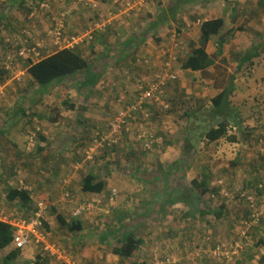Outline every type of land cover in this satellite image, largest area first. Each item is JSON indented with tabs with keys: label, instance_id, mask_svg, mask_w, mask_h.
<instances>
[{
	"label": "crops",
	"instance_id": "0c3cea01",
	"mask_svg": "<svg viewBox=\"0 0 264 264\" xmlns=\"http://www.w3.org/2000/svg\"><path fill=\"white\" fill-rule=\"evenodd\" d=\"M113 1L112 4L114 3ZM177 1H179V3L181 4L184 2H188L189 0H176L175 7L179 6V3ZM204 1L208 2L207 0H203L201 2L204 3ZM229 1L230 0H226V4L225 2L223 3L224 7H220L217 12H211L209 10V6H207L208 8L202 9L198 12H196L197 9L196 11L193 10V12L196 13V16H190V18L187 17L189 15H192L190 10L183 11L182 14H180L181 16H186V18H182L183 22L181 26H178L175 29V31H177L179 35V38L177 37V39H179L180 42L189 44L190 48L185 51L183 49V46L178 49H174L173 47L167 49L166 53L169 54L166 57L170 58L171 56H173V58L175 59L174 62L172 61V69L178 76V80L175 84V90H171L172 88L170 90H166V94H171L169 97L174 99L173 106L174 108H177L179 110L178 113L180 115H184L186 119H190V121H192L193 123H197L199 125H208L210 123L209 120H212V117H215V115L210 113L211 101L215 99L217 95L227 87L232 90L229 97V111L231 116L230 122L237 120H240L242 122V128L240 129L239 136L237 137V143H228L225 140L221 139L214 143L207 144L205 139L202 137L203 135L201 134L200 136V129L194 126L191 136L188 137L189 139L185 140V147L188 148L185 152V157L191 159L190 167L185 173L184 170L186 168L183 169L181 167H178L177 170L180 172L179 176L181 175L182 178H185L187 183L191 182L192 180H202V178L204 177L202 174L205 171L206 175L208 177L210 176L211 178L212 182L210 183V185L212 187H219L218 185H216L215 180L222 179L227 184L226 188L229 190L236 189L244 191L246 193H251L254 191L256 184H264L263 155L261 152L259 153L255 150L247 149L246 152L244 151V148H242L243 144H247L249 147L252 146L243 139V131L249 126L255 127L256 124H259V122L257 123V121L254 122L253 120L254 115L256 117V115H258L257 112H260V109L263 107L261 106V104L263 103V99L261 97V94H256V90L253 86V84L255 83V77H252L253 71L251 70L255 65V59H257L258 57L251 58V62H253L252 65H250L251 63L249 62H244V57L259 53V49L261 48H259L257 51L251 52L255 46H251L252 43L250 40H248V44L243 42L244 37L242 36V33L244 34L245 30L251 31L252 36L256 38L260 36L263 30L260 27H254L253 22H247V24H245L241 16L243 14L253 15L254 9H259L257 13H262V10H260L261 7L257 6V0H238L237 2L241 5V7L236 4L231 5ZM90 3H93V1H90ZM195 5V8H197L198 4ZM122 8L123 6L118 4L117 6L112 7L109 11L111 12V14H117L121 12ZM204 11L206 12L205 17H199V15H203L205 13ZM160 12H162V10H158L156 14ZM3 14L7 16V12H3ZM105 15L109 16V14L107 13ZM114 17H118V15ZM131 18H135V16L133 15L128 17V19ZM214 19H222L224 22V27L223 30H221V32L217 36L212 37L205 46L204 52L206 54V58L204 61L208 64V66L205 69L203 68L197 70L182 69L181 66L186 61L188 56L193 55L194 51L199 46L198 42L200 38V24L202 23V21ZM127 21L126 23L123 21H119L114 24V26H121L122 24H124V26L127 27L124 31V40L122 41V47H124L123 49H126V52L130 51V45L132 43L152 42V51L149 52V58L147 59L157 60L159 56V53H157V49L160 46V42H171L173 40L171 39V37H173L174 34H169V38L165 36L167 38L165 40L160 39V37H164V31H162L163 26L161 25V23H158V21L160 20H156L150 26L148 24V32H150L151 30L154 32L151 33V35H149L148 32H146V34L144 35H140L141 33H136L134 28H129V22ZM172 21L174 22L173 19ZM187 22L196 23H194L193 26L189 29V24ZM254 28H257V30L255 31ZM248 37L250 38L249 35ZM143 39H146V41H144ZM221 39H223L225 42L222 45L221 49L218 50V45ZM100 40H102L103 42H100ZM105 41L106 38L104 37V35H98V33L90 41L96 42L95 46L97 45L101 49L100 56L108 55L107 45L110 42ZM11 43L12 45L18 44V42ZM260 44L264 45V42H261ZM78 49H81V46L78 47ZM125 57H128V55L126 54ZM110 60L111 58L107 60L103 59L102 61L106 63V61ZM129 63V60L125 62L127 73L134 74V70H136V68L134 64L129 65ZM247 64L250 68L248 70L249 72H245L243 70V66ZM105 67L106 65H104L103 68ZM149 68V66L145 67L144 70H148ZM91 70L101 75V79L104 76V72H101L99 69L92 68ZM144 70L143 68H140V70H138V73H143ZM149 71L151 72L153 70L149 69ZM27 76L28 79L32 81L31 77L29 75ZM65 88L64 89L65 91L67 90V92L70 90L67 89V87ZM37 89L35 91H33V89H30L25 93L24 91L18 92V90L16 89L17 93H15L14 95L16 96L17 101L4 104L6 105V108H4V110L2 106H0V115L4 114L5 112L7 114L10 111L8 113V117H4L2 115L4 117V122L1 125L2 127L0 128V194H4V197L0 196V199L4 201L5 205L11 206L10 201H8L6 198V194L9 191L15 190L23 192L24 187L31 188V192H28V197L31 199L30 204L28 203V205L23 206L20 200L14 201V209H17V213L14 212V214L11 213L10 215L9 213L6 214L8 211L5 212L1 210L2 213L6 216L4 217V215H1L0 221L19 222L27 220L26 217L30 218L33 216V213L37 207V202L43 201L45 202L46 206L43 213V229L42 227L39 228L37 230V233L44 236L45 243L38 246L31 244L22 250H18L15 248L14 243L11 241L10 245L0 250V264H103L104 252L102 250V247H107L105 244L108 245V243H110L111 241L115 242V240L117 239L114 237L115 232H113L112 230V235L107 236L105 235L107 233V230L103 229L100 232H96L94 234L88 231L86 228V221L89 218V216H87L88 218H86L87 214L82 215L78 218H71V212L73 211V209L70 210L71 212L69 214L67 212L62 213L55 210L56 205L62 206L64 204H70L71 200H68L70 197L65 192L67 191L71 194V186L75 188V192H81L80 184L86 174H84L83 172L77 173V168H79L80 170L85 169L78 162L72 164L70 166L71 168H69V171L65 172V163H68L69 159H71L72 156L75 157L74 154L77 149L76 144L69 147L66 144L64 145L62 143L67 139L69 135H76V131L71 130L69 135L61 134V140L58 143L59 145H56L55 143V141L57 140L54 138L56 136V133L53 132L55 130L70 126V122L72 123L73 128L77 129V131L79 130L80 132H83L84 130L87 132L88 129H91V127L94 125H96V128L103 126V122L98 121V118L92 120L89 117H97L96 115H98V117H101L104 120L106 119L105 115L108 114H102L100 113V110H97L95 108L93 109L90 104H87L86 98L84 99V102L79 104V109H74L73 111L68 110L70 111V114L67 118H65L64 114H61L64 109H59L55 104H53L56 101L54 99L48 100L50 106L43 103H37L36 101L29 102L28 99L26 101L27 107H20V105H22L23 103H20L21 98L18 97L19 94L22 95V93H24V97L28 98L30 95H33L37 91ZM94 89L97 90L95 93H99L98 91H101V89L98 90L97 87H95ZM112 89L113 87H110V93H112ZM89 90L91 93L92 89L80 90V92L84 94L82 98H84L85 94H87ZM54 91L55 92L51 93L53 96L62 97L63 93L60 92V89ZM262 92L264 91H261L259 93ZM115 100L116 95L114 96V101ZM129 102L130 100H126V104H128ZM41 104H43V111L42 109H40ZM100 108L103 109V112L107 111V109L104 107ZM148 110L151 113V117L146 121V123L151 127L152 123L150 124L149 120L151 121V119L155 118V112L156 116L159 115V111L152 106H148ZM23 111L25 112V115L22 114ZM90 111H93L95 115H91ZM41 112L43 114H40ZM30 115H33L34 117H31ZM38 115L41 116L42 119L38 118ZM20 117L22 119L13 121V119ZM187 123L188 122H185L184 124ZM182 124L183 121L180 122L181 126ZM209 125H211V123ZM4 126L6 128L8 126H12V128L11 130H7L3 128ZM37 130V133H40L41 137H43L44 139H42L40 143L35 141L36 145L34 150L31 152H27L26 145L29 142L30 136H32L33 133ZM165 130L172 131L170 127L165 128ZM233 130H235V128H233ZM128 141L130 140L127 139L126 143L130 144ZM178 143V145H183L181 141ZM188 143H190L191 147H188ZM60 144H62V146H60ZM173 146H175V143H173ZM167 148H170V145H168ZM227 149L228 152L226 151ZM24 151L26 153H24ZM77 154L78 153H76V155ZM181 154L182 152L180 153V155ZM178 155L179 153L175 155L176 159ZM232 156H235V158H232ZM55 169L57 171V174L55 173ZM39 174H43L42 179H39L37 177ZM110 176L111 179L115 180L114 174L112 172ZM236 176L238 177L236 178ZM103 180L106 182L105 192L103 191L99 195L91 193H80L81 195L78 200L80 201L79 203L84 200L88 201L90 198L92 201L97 200L98 203H100L99 200H102L103 198L104 200H109V202L111 203H113L115 199V202L113 204V208H115L114 210H122V212L126 211L128 217L130 215V217L132 218H135L138 214H144V217L146 219L145 225L146 227H148L147 229L146 227H144V229L142 228L143 232H141L144 245L140 247L135 257L122 261L117 256L113 255L111 251L112 249L108 250L109 254L113 256L117 261L116 264H146V259H143L142 254L149 255L150 257L159 256L161 262L157 264H169L170 258L174 263H176V261H179V264H184V260H186L188 256L192 254V250L194 249V247L197 246L194 250L196 259L199 258L202 253L204 254L209 251H203L202 246H204L205 243L203 245H196L194 242L190 241L194 238L193 232L189 229L182 228V226H178V229H175L174 233H166V227L174 229L177 226L176 224L172 223H179V220L176 221V219L178 218H174V216H171V213L169 212H164L169 213V215H167L166 217L162 215L164 213L161 212L159 208V205H161L162 203L161 194L156 198L154 195H148L147 192L143 196V199H147L146 201L148 203H144L143 206H137L136 203L132 202L133 200L131 198L134 197V194L129 198L130 201L132 200L131 204L127 205V202L126 206L123 208L122 203L128 200L120 201L115 198L116 191H123L121 190V187H118V189L115 191L114 196H110V198H107V195L109 194L108 192L115 190L113 188V185L115 184L111 185V187L107 182L108 179L103 178ZM72 181L74 182V184ZM143 189H145L144 186L141 187V190ZM148 189L150 190V186ZM136 191L139 190L137 189V186H134L130 191H128V194L126 195H129L130 193ZM126 195L125 197L127 198ZM262 197L263 195H261L259 199H261ZM50 201L52 202V204L50 203ZM232 201L233 199H230V201L225 202L228 211H233V209H235L234 206H243L240 202L239 204H233L232 206L229 204L230 202L232 203ZM258 201V207L261 208L264 213V205L261 200ZM75 203L76 202H74V205ZM144 207H146V209ZM181 207L183 208L182 204H176L174 206V208L178 209H181ZM213 207H215L214 204ZM50 208L53 209V211H48ZM100 208L95 207V211L103 213L102 209ZM59 217L64 222H66V224L70 223L71 221H79L78 223L82 225V230L78 233L71 232L67 229L66 224L65 226H63L62 223H60L58 219ZM210 217L212 218V216ZM95 219V216H92L91 218H89V222L92 223L94 227H97V222ZM168 221H170L171 223H168ZM56 223H58V226H56ZM138 224L136 221L134 227H136ZM114 228L116 227L112 226V229ZM205 228L207 229L208 227L205 226ZM195 229L196 233H199L197 232L199 230L202 231V228L200 226H196ZM163 232L166 233L168 238L165 237ZM13 235L14 234H12V238ZM208 235H210V232L206 234V240L208 239ZM104 236H106L107 238L104 239V241H101L103 240ZM250 237V241L248 240L247 242L244 241V243H241V248L237 252V255L231 257V259L229 261H226L224 264H264V243H262V241H264V215L260 220L258 227L253 229ZM169 238L171 240H169ZM215 238L216 237L213 235L212 239ZM90 240H93L95 244L88 248V246L91 245ZM45 244H54L55 246L58 245V248L53 249L52 254L45 253L42 249ZM94 245L96 247H93ZM158 249L160 250V254L162 256L159 254H155L156 250ZM128 260H130L131 262L127 263ZM149 262L150 264L152 263L151 261ZM187 263L188 261L186 262V264ZM215 264L218 263L216 262Z\"/></svg>",
	"mask_w": 264,
	"mask_h": 264
},
{
	"label": "rangeland",
	"instance_id": "374dc122",
	"mask_svg": "<svg viewBox=\"0 0 264 264\" xmlns=\"http://www.w3.org/2000/svg\"><path fill=\"white\" fill-rule=\"evenodd\" d=\"M18 1L19 0H17V2ZM90 1H93V3H90ZM112 1L113 0H107V1L84 0V5H81L80 3H77V0H50L48 4V9H43L40 6L37 7L36 2L34 0H31V1L29 0L26 4L28 7L33 8L32 9L33 13L30 14L31 16H28V18L26 19L27 21H25V23L23 24L22 19H24V16L28 15L27 11L25 10L27 7L19 8L17 6L18 4H16L15 7H13L12 9H9L11 8L10 7L11 0H0V13L7 12V15H8V18H5L0 22V39H3L5 43L6 42L14 43L18 41L25 42L27 41V39H29L28 40L29 43L32 41H36V42H39L40 44H44L45 42L43 41H47L48 38H50L48 32L54 26V19H56V16L63 13L64 11L68 12L67 13L68 15L66 17L68 35H76L80 32H85L88 29V26H90V24L92 25V24L98 23V24L108 25L110 22L116 19L114 18V16L116 15H118L117 22L123 21L126 23V21L128 20L127 22H129V28H134L136 33H141L140 35L146 34V32H148V24L150 26L156 20H160L161 25L163 26L162 31H164V37H160L161 40L167 39L165 36L168 37L169 34L170 35L174 34L173 37H171V39H173L171 42H160V46L157 49V53H159L157 60L147 59L149 58V54H150L149 52L152 51L151 47H153V43L152 42L132 43L130 45V51L126 52V49H123L124 47H122V41L124 40V35H125L124 31L126 30L127 27L124 26V24H122L121 26H114V24L117 23L114 21L115 23L113 24L112 27H110V31L108 32L109 30L108 29L106 30L105 33L102 34L106 38L105 42H110L107 45L108 55L100 56L101 49L97 45L95 46V43L90 46L85 45L86 47L84 46L82 49L79 50V53L83 55L86 58V60L89 62L91 69H92V65H95L97 69H99L101 72L102 71L104 72V76L97 83V84H100L98 87V90L101 89V91H98L99 94L95 93L97 91L96 89L94 90L92 89L91 93L89 90L88 93L85 94L84 98H82L84 94L81 93L78 88H76L75 86L76 78L75 77L70 78L71 81L65 84L70 87L69 88L70 90L68 92L67 90L65 91L66 89L65 87L67 86L62 84V85H57V86H52V87L47 86L44 89L40 88L41 90L47 89L46 92L48 91L47 94L43 96L46 92L43 95H41L40 90H39L38 94L43 96L42 98H40L39 95H36L34 93L38 103H43V104H47L48 106H50V104L48 103V100L54 99L56 101L53 104H55L59 109L63 107L61 103L65 99H68L69 102H71L77 107V108L75 107L74 109H79V104L84 102V99L86 98L87 104L88 105L90 104L93 109L95 108L97 110H100V113L102 114L103 113L108 114V115H105L106 119L104 120L101 117H98V115H96L97 117H89L92 120L95 118H98V121L103 122V126H101L103 127L102 131H104L106 127L110 123H113V121L116 119L117 110L118 108H120L122 102H124V101L120 102L121 98L124 97V100L126 99L129 101V98L135 89L137 79L139 78L146 79L149 77L154 78L155 75H159L160 70L163 69V67L165 66L167 62H169V60L174 59L173 56H171L170 58L166 57L169 54V53H166L167 49H170V47H173L174 49H178L183 46V49L185 51L190 48L189 44L185 42H180L179 39H177V37L179 38V35L177 31H175V29L176 27L181 26L183 22L182 18H186V16H181L180 14H182L183 11L190 10L192 15L187 16L190 18V16H196V13H194L193 10L196 11L197 9L196 12H198L202 9L208 8L207 6H209V10L211 12H214V11L217 12L220 7L221 8L224 7L223 5L224 2L226 4V0H207L208 2L204 1V3L201 2L203 0H189L188 2H184L181 4L179 3V6L175 7L176 0H149L147 3L143 4L141 7L134 5V7L131 9H129L126 6V4L123 3L124 7L121 9L120 13L111 14L109 10H111L112 7L118 5V4H112ZM182 1H186V0H182ZM237 1L238 0H230L229 2L231 3V5L236 4V5H239V7H241V5ZM257 1H258L257 6L261 7L260 10H262V13H257L259 9H254L253 15L243 14L241 16L245 24H247V22H253L254 27H257V28L260 27L263 30L260 36L256 38L252 36L251 31L245 30L244 34L242 33V36L244 37L243 42L248 44V40H250L252 43L251 46H255L254 49L256 48L259 49V48L264 47V45L260 44L261 42H264V0H260V4H259V0ZM37 4L41 5L42 3L39 2ZM195 4H198L197 8H195L196 6ZM94 5H96V7H93ZM158 10H162V12L156 14ZM106 13L109 14V16H106L105 15ZM205 14L206 12L203 15H199V17H205ZM133 15L135 16V18L128 19L129 16H133ZM172 19L174 20V22L172 21ZM6 21L7 23L8 21L11 22L10 24L13 25L14 30L10 29L9 30L10 33H8L7 29L4 28ZM187 23L189 24V29H190L193 26V24L196 22H187ZM257 28H254V30L256 31ZM148 33L149 35H151V33H154V32L151 30ZM248 35L250 36V38L248 37ZM143 40L146 41V39H143ZM259 50L261 54L258 56L257 59H255L254 61L255 65L251 70L253 71L252 77H255L254 78L255 83L253 84L254 89L256 90V94H261V97L263 99L262 102L264 103V95H262L264 94V92L259 93L261 91H264V49H259ZM10 51H11L10 54H13L14 52L13 48L12 50L5 52L4 50L1 51V47H0V62L5 61V57ZM126 54L128 55V57H125ZM109 58H111V60L106 61V63L102 61L103 59L107 60ZM127 60H129L130 62L129 65L134 64L136 68V70H134V74L127 73V70L125 68V62H127ZM173 62L170 61L169 63L171 67L173 65ZM104 65H106L105 68H103ZM2 66H3V63H0V67ZM148 66L150 67L149 69L153 71L150 72L148 69V70H145L143 73H138V70H140V68L142 67L145 68ZM248 66H249L248 64L243 66V70L245 72H249L248 70L250 68ZM2 71L5 72L6 70H0V74L2 73ZM37 87L38 86L34 85V83H32L30 79H28V76L26 73L25 75L20 76L19 79L18 77H16V79L14 77H11L9 80L0 83V104H1L0 106H2L4 110V108H6L5 107L6 105L4 104L17 101V98L14 95L15 93H17L16 89L18 90V92L24 91L25 93L27 90H30V89H33V91H35ZM110 87H113L112 93H110L109 91ZM57 89H60L61 90L60 92L63 93L62 97H55L51 94L55 92L54 90H57ZM173 89L175 90V88H172L171 90ZM24 93H22V95L18 93L19 94L18 97L21 98L20 103L21 102L23 103L22 105H20V107L26 108L27 107L26 101L29 99V97L25 98ZM115 95H116V100L114 101ZM170 95L171 94H169V96ZM169 102L173 104L174 99L170 98ZM263 103L262 104L260 103L261 106H264ZM43 104H41V108H40L42 109V111H43ZM100 107L106 108L107 111L103 112V109H101ZM69 112L70 111L64 109L61 112V114H64L65 118H67L68 115L70 114ZM8 113L6 114L5 112L4 114L0 115V128L2 127L1 125L4 122V117L5 116L8 117ZM40 114H43V113L41 112ZM90 114L95 115L93 111H90ZM30 116L32 117L33 115H30ZM39 118L42 119V117H39ZM20 119L22 118L21 117L15 118L13 119V121H18ZM262 120L263 118L260 115H256V117L254 115L253 121L254 122L257 121V123L259 122V124H256L255 127L249 126L246 129L245 131L246 135L243 137V139L246 140L252 147H249L247 144L245 145L243 144L242 148H244L245 152L247 151V149H249V150L258 151L260 153L261 150L264 149V145L260 143V140L264 138V128L261 127ZM181 121H183L182 126L180 125ZM149 122L150 124L152 123L151 125L153 129L152 132L154 134L158 133L159 138L162 137L163 141L159 147H155L154 150L151 152H144L142 148L134 141V136L132 134L127 139L130 140L128 141L130 144L134 145V148H135L134 150L132 149L129 152L126 151L127 152L126 153L124 150L126 142H123L121 146H118L117 148H115V150H113L112 152H109L108 158L106 157L104 160L103 159L96 160V162H94L91 167V172L98 174L100 177H103L104 179H108L107 182L110 184V186L115 184L113 185V188L115 189V191L118 189L119 186L121 187V190L123 191H120V192L116 191L115 198H117V200H120V201L128 200L122 203L123 208L126 206L127 202H128L127 205H130L132 200H133L132 202L137 204L134 197L131 198L132 199L131 201L129 199L134 194H135L134 196H136V199H137L141 197L143 190H149L148 188L150 185H148V182L151 184L153 177L156 175L155 170L157 169L158 165H162V166H166V164L171 165V163H173L176 160L177 162H179V164L186 166V171H187L190 167L191 159L185 157V151H184L186 150L185 140L189 139L188 137L191 136L192 129L194 126L200 129L199 133L201 136V134H203L204 131H207L210 128L209 124L212 123L210 122L208 125H203V124L199 125L197 123H193L192 121H190V119H186L184 115H179L178 112H174V111L167 112V113L163 111H159V115L157 116L155 112V118L151 119V121ZM185 122H188V123L184 124ZM213 124L215 125V123ZM148 127L150 126L148 125ZM168 127H170L172 131L170 130L166 131L165 128H168ZM3 128L7 130H11L12 126H8L7 128L4 126ZM71 130L76 131V135H73V134L69 135ZM94 131L95 129H89V131L87 132V135L84 137L86 141H83L84 139L79 137L81 136V134H84V133L80 132L79 130L77 131V129L73 128V125L71 122H70V126L63 128V129L55 130L53 132V133H56V136L54 137L55 139H57L55 141L56 145H59L58 143L61 140V134L69 135L62 144L64 145L66 144L69 147H71V145L76 144L77 150L75 151V154H74L75 157L72 156L71 159H69L68 163H65V168H66L65 172L69 171V168H71L70 166L74 164L75 162H78L83 167L86 165L84 163L85 159L82 156V153L84 152L83 147L88 143V140L91 139V136L94 134ZM228 135L229 136L236 135L238 137L239 132L237 130H233L229 128ZM34 138L36 137L34 136ZM180 141L183 144L182 146L178 145L179 144L178 142ZM37 142L38 143L41 142L40 137L37 138ZM167 142L175 143V146L171 145L170 148L165 147V149H163L164 144ZM62 144H60V146H62ZM226 151L228 152V149ZM181 152L182 154L180 155ZM76 153L78 154L76 155ZM178 153L179 155L176 159L175 155ZM261 153H264V151ZM95 154L100 155L98 157H102L101 155H103L100 153L99 149L95 151ZM232 158H235V156H232ZM84 168L86 169L89 167H84ZM172 169L174 171L175 169H178V167L172 166ZM76 170L78 171L77 173L79 172H83L84 174L86 173L85 170H80L79 168H77ZM111 172L114 174L115 180L111 179V176H110ZM175 172H176L175 178H177L180 172L178 170H175ZM202 175L206 176L205 171L203 172ZM37 177L39 179H42L43 174H39ZM237 177L238 176H236V178ZM181 180L186 181L185 178H182ZM134 186H137V189L139 191L126 195L128 194V191H130L132 187ZM142 186H144L145 189L141 190ZM154 186H156L157 188L156 189L157 192L154 193V196L157 198V196L160 195L161 187L159 183H156ZM3 195L4 194H0V196H3ZM125 195L127 196V198L125 197ZM69 197H71L70 204L68 205L64 204L62 206L56 205L55 210L60 211L62 213L67 212L69 214L71 212L70 210H72L74 207V202H76L75 201L76 195L74 194V191H73V194H70ZM52 199H53V194H52ZM68 200H70V198ZM88 201L90 203L92 201L91 198ZM114 202H115V199L113 203L105 199L103 201V206L100 208L102 209L103 213L99 211H95V209H92V211L89 212L90 214L88 213L86 215V218H88L87 216H89V218H91L92 216H95L96 218L95 220L97 222V227H94V225L89 222V218H88L86 221V228L88 231L95 234L96 232H100L103 229H106L107 231L113 230L112 229L113 223L111 222L108 216H111V209L114 207L113 205ZM213 202H214L215 208H218L222 204L223 200L220 197L215 196L213 198ZM50 203L52 204L51 201ZM229 204L233 206L231 202ZM1 210L5 212L8 211L6 214L9 213L10 215L11 213L14 214V212L17 213V209H14L12 205L11 206L5 205L4 201L0 199V216L4 215L5 217L6 215L3 214ZM48 211H53V209L50 208ZM175 217L179 219L180 214H177V216ZM215 221L216 220H214V222ZM168 223H171V222L168 221ZM172 224H176L177 227H175L174 229L169 228L171 229L170 231L168 230V227H166V231H167L166 233H169V232L174 233L175 229H178V226H182V228H185L187 226L186 223H176L175 222ZM56 226H58V223H56ZM200 227L202 228V231L201 230L197 231L199 233H196L194 231L193 233L194 238L190 240L194 242L196 245L198 244L203 245L205 243L204 239H206L205 236L209 232V229H206L204 224H201ZM218 228L222 231L223 234L226 235L227 233L226 228H224L223 226H218ZM215 231L217 232L219 230H215ZM166 233H164V235L166 238H168ZM117 236L118 238H121V234L118 233L117 235V233L115 232L114 237L117 238ZM169 240L171 239L169 238ZM90 242H91V245L88 246V248L91 247L93 244H95L93 240H90ZM105 245L107 247H102V250L104 252L103 253L104 255L103 264H116L117 261L114 259L113 256L109 254V251H108L112 249L114 242L111 241L110 243H108L109 246L107 244ZM172 245H173V242H172ZM93 247H96V246L94 245ZM155 254L161 255L160 250L159 249L156 250ZM191 255L193 256V258ZM191 255H189L188 258L184 260V264H186L187 261H188L187 264H197V263L199 264V262H196L194 260L196 259L194 250H192ZM142 257L144 260L146 259V264H150L149 261L155 264L161 262L159 256L150 257L149 255L142 254ZM129 262L131 261L128 260L127 263ZM173 263L174 262L170 258L169 264H173ZM174 264H179V261H176V263Z\"/></svg>",
	"mask_w": 264,
	"mask_h": 264
},
{
	"label": "trees",
	"instance_id": "16d2710c",
	"mask_svg": "<svg viewBox=\"0 0 264 264\" xmlns=\"http://www.w3.org/2000/svg\"><path fill=\"white\" fill-rule=\"evenodd\" d=\"M29 0H11V8L17 6L19 8L22 7H27L25 10L27 11L28 15L24 16V19H22V23L24 24L28 16L32 13L31 7L27 6V2ZM31 1V0H30ZM36 2L37 7H41V5L37 4L41 2L42 4H49L50 0H34ZM179 3V1H177ZM48 9V8H47ZM8 18V15L6 16L3 14V12L0 13V22ZM11 22L7 21L5 22L4 28L7 29L8 33L9 30H14L13 25L10 24ZM158 23H161V21H158ZM224 27V22L222 19H214V20H207V21H202L200 24V38H199V46L198 48L194 51L193 55L188 56L186 61L183 63L181 66L182 69H190V70H197V69H205L208 64L204 61L206 58V54L204 52L205 46L207 42L214 36H217L221 30H223ZM106 29L108 32L110 31V25L106 26ZM13 32V31H11ZM96 33L98 35L103 34L105 32L97 30ZM18 42H23V41H18ZM100 42H103L100 40ZM224 40L221 39L218 45V50L221 49L222 45L224 44ZM129 43V42H128ZM12 43H5L3 39H0V47L1 51L4 50L5 52L12 50L11 47ZM18 45V44H17ZM263 49V47L261 48ZM16 50L14 51V55L16 53ZM258 48L252 49L251 52L257 51ZM260 51V50H259ZM11 51L7 54L5 59L9 57ZM219 53V51H218ZM260 54H251L248 57L244 58V62H249L251 63L250 65L253 64L251 62V58L258 57ZM15 59H11V63H14ZM17 62V61H16ZM22 69H25L27 74L32 78V81L34 85L38 86L37 91L35 92L36 95H39V90L40 94L43 95L47 89L41 90L40 88L44 89L47 86L52 87V86H57V85H62L65 84L68 79L75 77V86L79 90L81 89H94L97 86V83L101 79V75L95 73L93 70H91V66L89 65L88 61L83 58V56L79 53L78 49L75 50H60L57 52H54L53 54L44 57L43 59L39 60L38 62L32 63L30 61H27L26 63L22 64L21 66ZM0 83L7 81L11 78V74L8 72H3L0 74ZM168 87H171V84L167 85ZM175 86V84L173 85ZM48 92V91H47ZM47 92L43 95L45 96ZM232 90L227 87L224 89L221 93L217 95L215 99L211 101V108H210V113L215 115V117H212V120H209L212 123H215V126L212 125L210 128L203 134V138L205 139L207 144L214 143L218 140L225 139L228 142H237V136L236 135H231L228 136V129H235L240 132V129L242 128V122L240 120L230 122V111H229V97L231 95ZM99 94V93H98ZM40 96L42 98L43 96ZM170 97L166 98V101L169 102ZM37 101L35 95H30L29 96V102H34ZM62 109L66 110H74L75 106L71 102H69L68 99H65L62 101ZM170 104L169 110H174V112H178L179 110L177 108H174L173 104ZM174 108V109H173ZM262 110L264 111V106L263 108L260 109L259 113L260 116H262ZM23 115H25V112H22ZM41 117L38 115V118ZM41 119V118H40ZM261 127L264 128V120L261 122ZM103 127L96 128V125L92 126L91 129H96V131L101 135L102 134V129ZM3 131V130H2ZM5 131V130H4ZM89 131V129H88ZM87 131V132H88ZM246 129L243 131L244 135ZM87 132L83 130V133L81 135V138H83V141H86L84 138L87 135ZM124 130H122V133ZM6 133V132H4ZM40 137V139H44L41 137L40 133H37ZM127 137L129 136H124L123 140H127ZM96 139L91 136V139L88 140V143L83 147L84 152L82 153L83 158L85 159V166L84 167H89L84 169L86 171V176L82 179L81 184H80V193H91V194H101L103 191L105 192L106 188V182L103 180V177H100L96 173L91 172V167L94 162L98 159H105L106 157H109V152H112L117 148L118 146H110L105 145L103 148H100L99 151L102 157H98L100 155H91V159H87V153H89L90 150L93 151V149L97 150L94 146V140ZM188 147H191L190 143H188ZM168 145H173L172 142H167L164 144V148L167 147ZM112 146V147H111ZM124 147V145H123ZM186 148V147H185ZM134 150V145L133 144H128L125 143L124 150L126 151H131ZM188 148H186L187 150ZM186 150H184L186 152ZM24 153H26L24 151ZM127 153V152H126ZM264 156V154L262 153ZM263 163H264V157H263ZM83 165V164H82ZM88 165V166H87ZM172 166L175 167H181L183 169L186 168V166L179 164L176 160L171 163V165L162 166L158 165L156 171V175L153 177L151 184H150V190H144L141 194L140 198L136 199V196H134V199L137 202V206H143L144 203H148L146 200L143 199V196L148 192V195H154L156 193V186H154L156 183L161 184V190L160 194L162 203L159 205V208L161 212H169L171 213V216H177V214H180L179 223H186L187 226L185 227L186 229L191 230L193 233L196 231L195 227L200 226L201 224H204L207 229H209L210 235H208V239H204L205 245L202 246L203 251L204 250H209L206 253H202L199 258L195 259L196 262H199V264H215L216 262L218 264H224L227 260L222 256L221 254L218 256H213L212 252L219 247V249L222 250L220 247L222 243L226 244L228 246L229 244L232 245L235 242H247L249 240L250 234L253 232V229L258 227L259 224L253 225L249 229L246 230L245 236L241 237L240 236V227L242 226V222H247V223H252V216L254 215L255 210L250 209V203L249 200L245 202L244 199H240L238 197L239 193H243L246 196L248 195V198H251L254 200L255 204H259L258 200H261L262 203L264 204V191H260L257 188L256 184L254 191L251 193H246L244 191H240L235 194L234 189L229 190L227 189V184L225 183L226 186H220V187H212L210 185L211 178L210 176L208 177L207 175L202 178V180L197 181V180H192L191 182L187 183L184 180H181L182 177L181 175L175 178L176 172L175 169L173 171ZM58 169V168H57ZM186 169L184 170L185 173ZM55 169V173H56ZM174 172V173H173ZM145 173V172H144ZM57 174V173H56ZM58 178V177H57ZM73 182V181H72ZM74 184V182H73ZM263 184V183H262ZM225 188L229 194L233 196V201L232 204H239L243 205L242 207H235L233 211H228L226 208V201H230L229 197L222 196L221 195V189L220 188ZM72 192L75 190L73 186H71ZM70 196L69 192H65ZM80 193L75 192L74 194L76 195L75 198V205L73 208V211L83 205H91L93 206V209L95 207H102L103 206V201L99 200L100 203H98L97 200L91 201H80ZM109 194L107 195V198H110L112 196V191L108 192ZM263 193V194H262ZM263 195L261 199L259 197ZM220 197L223 202L222 204L218 207L215 208L213 207V199L212 197ZM6 198L8 201H10L12 207H14V201L20 200L21 204L23 206L30 204L31 199L28 197L27 192H20V191H9L6 194ZM71 200V197H70ZM14 202V203H13ZM13 203V204H12ZM176 204H182L183 208L181 209L174 208ZM146 209V207H144ZM115 208L111 209V216H108L111 222L113 223V226L116 227L113 229V232H116L117 235L118 233L121 234V238H118L115 240L113 248H112V253L113 255L117 256L120 260L124 261L126 259H130L132 257H135L137 252L139 251L140 247L144 245L143 237H142V228L146 227V219L144 217V214H138L136 215L135 218L128 217V214L126 211L122 212V210H114ZM262 209L259 208V211ZM72 211V212H73ZM92 211V210H91ZM72 212H71V217H72ZM122 212V213H121ZM110 213V212H109ZM108 213V214H109ZM169 213H164L162 214L164 217L169 215ZM106 214V215H108ZM84 215V214H83ZM264 213L262 211V215L260 217V220L262 219ZM212 216V218L210 217ZM60 223H62L63 226H65L66 222H64L60 217L58 218ZM128 219V220H127ZM165 219V218H164ZM216 220V224L214 222ZM137 221V226H135V223ZM79 221H71L70 223L66 224V227L68 230L71 232L78 233L82 230V225L78 223ZM260 223V222H259ZM144 224V225H143ZM218 226H223L224 228L227 229L226 235L222 233V231L218 228ZM148 227H146L147 229ZM13 227L6 222H1L0 221V250L4 249L8 245H10L12 241V234H13ZM170 231V229L168 228ZM219 230V231H215ZM142 231V232H141ZM112 231H107L105 235L109 236L112 235ZM219 234V236H218ZM215 236V239H212V236ZM210 237V238H209ZM107 237L104 236L103 240L106 239ZM264 243V241H262ZM197 247V246H196ZM193 250H195V248ZM229 247H227L228 250ZM221 252V251H220ZM213 258V259H210Z\"/></svg>",
	"mask_w": 264,
	"mask_h": 264
},
{
	"label": "built area",
	"instance_id": "2783aa9c",
	"mask_svg": "<svg viewBox=\"0 0 264 264\" xmlns=\"http://www.w3.org/2000/svg\"><path fill=\"white\" fill-rule=\"evenodd\" d=\"M149 0H114L113 4H119L124 7V4L131 9L134 7V5H137L141 7L143 4L147 3ZM77 3H80L81 5L84 4V0H77ZM83 3V4H82ZM124 3V4H123ZM96 7V5H94ZM41 8L47 9L48 4H41ZM68 12H63L56 16V19H54V26L52 29L48 32L49 33V39L53 46L57 47L58 49H72L74 46L81 42H86L92 39V35L97 30L102 31L105 29L106 24H94L90 26L87 31L83 33L77 34V36H68L66 34V17ZM54 18V17H53ZM115 20L118 19V17ZM109 23V22H108ZM30 53L34 54L36 57H39V53L32 50L30 52L29 50H21L19 55L22 57L28 56ZM11 56L7 58V62L5 64V68L7 69L11 65ZM169 60L163 67V69L160 70L159 75H155L154 78H152L149 82H138L137 89L139 91V98L138 101L127 107L125 110H120L117 112L116 119L113 121V123L109 126V133L101 135L96 132L94 140V144L97 148H103L105 145L110 146H121L123 143L124 136H129L132 133L133 126L138 128L137 134L135 136V141L139 144V146L142 148L145 152H151L154 150L155 147H159L162 143V138L154 134L150 129L146 127V124L140 123L137 124L135 121L138 119V115H142V120L147 121L150 118V113L147 109H145L144 105H150L155 106V108L159 109L160 111H168L170 108L169 102L165 100V91L167 89L168 84H174L177 80V76L172 71V67L170 66ZM147 63V62H146ZM264 115V114H263ZM122 130L124 132L122 133ZM260 143L264 145V138L260 140ZM111 146V147H112ZM264 149L261 150L263 152ZM95 154V150H90L89 153H87V159H91L92 156ZM264 154V153H263ZM219 185L222 186L221 182H219ZM258 190L264 191V184L260 183L257 185ZM23 190L31 192V188L24 187ZM221 195L226 197H232L231 194L227 192L225 188L222 187L221 189ZM115 195V190H112V196ZM238 197L240 199H244L245 202L249 200L250 203V209L255 210L254 215L252 216V223L242 222V226L240 227V236L243 237L246 234V230L252 227L253 225H257L260 222V217L262 215V210L259 211L258 204H255L254 200L251 198H248V195L246 196L243 193H239ZM264 205V204H263ZM45 202L39 201L37 202L36 210L33 213V216L30 218H26L27 220L23 221H9V224L14 228V235H13V243L16 249L22 250L26 247H28L31 244L34 245H42L45 243L44 236L37 233V230L42 227L43 229V213L45 211ZM93 209V206L91 205H83L77 207L72 212L73 218H78L82 216L83 214H88ZM29 219V220H28ZM222 248L219 249L217 247L213 252V256L222 255L224 258L229 261L231 257L237 255V252L240 250L241 246L239 243H233L232 245L226 246V244L222 243ZM227 247H229L228 252ZM43 252L52 254L53 249H57L56 246L45 244L43 247ZM221 251V252H220Z\"/></svg>",
	"mask_w": 264,
	"mask_h": 264
},
{
	"label": "clouds",
	"instance_id": "9594fccd",
	"mask_svg": "<svg viewBox=\"0 0 264 264\" xmlns=\"http://www.w3.org/2000/svg\"><path fill=\"white\" fill-rule=\"evenodd\" d=\"M114 14V13H113ZM115 22H117L118 20H114ZM114 21H112V22H110L108 25H110V27H112L113 26V24L115 23ZM98 24V23H97ZM65 25H66V34H67V23H65ZM92 25H94V24H92ZM91 24H90V26H92ZM108 25H106V26H108ZM90 26H88V28L90 27ZM52 29V28H51ZM106 27H105V29H103L102 31L103 32H106ZM50 31V30H49ZM87 31V30H86ZM80 33H83V32H80ZM79 34V33H78ZM97 33L96 32H94L93 33V35H92V39H93V37L96 35ZM68 35V34H67ZM68 36H77V34L76 35H68ZM91 39V40H92ZM28 40L29 39H27V41H23V42H18V45L17 44H14V45H11V47L13 48V50L15 51V49H17L16 50V53H15V55H14V52H13V54H11V55H9V56H11V58L12 59H15V62L14 63H11V65L6 69L5 68V64H6V62H7V60L5 59V61H3V62H1V63H3V66L2 67H0V70H6L5 72H8L9 74H11V77H14L15 79H16V77H18V79H19V77L20 76H22V75H25V73L27 74V72H26V70L25 69H22L21 68V66H22V64H24V63H26L27 61H30V62H32V63H35V62H38L39 60H41V59H43L44 57H46V56H49V55H51V54H53L54 52H57V51H60V50H65V49H58L57 47H55V46H53L52 45V43L50 42V39L48 38V40L47 41H43V42H45L44 44H40L39 42H36V41H32V42H28ZM91 40H89V41H86V42H81V43H79V44H77L76 46H74L72 49H69V50H75V49H78V47H80L81 46V49L86 45V46H89V45H93L94 43H96V42H90ZM29 50L30 52H32V50L34 49V51H36V52H38L39 53V57H36L34 54H32V53H30L28 56H26V57H22V56H20L19 55V53H20V51L21 50ZM68 50V49H67ZM80 49H78V51H79ZM83 56V55H82ZM83 58L84 59H86L84 56H83ZM136 59V58H135ZM17 61V62H16ZM89 63V62H88ZM19 65V66H18ZM90 65V64H89ZM18 68H20V69H18ZM92 68H95V69H97L96 68V66L95 65H92ZM143 68V70L145 69L144 67H142ZM22 70V71H21ZM145 71V70H144ZM172 71H173V69H172ZM173 73H175L174 71H173ZM176 74V73H175ZM28 75V74H27ZM177 76V75H176ZM153 77H149V78H146V79H142V78H139V79H141V80H139V79H137V82H136V85H135V89H134V91H133V93H132V95L130 96V98H129V100H130V102L128 103V104H126V99L124 100V97H122L121 98V100H120V102H122V101H124V102H122V104H121V106H120V108H118V110H117V112H119L120 110H125L127 107H129V106H131V105H133V104H135L137 101H138V98H139V91H138V89H137V85H138V82H144V83H147V82H149L151 79H152ZM32 79V78H31ZM177 80H178V76H177ZM177 80H176V82H177ZM71 80L70 79H68V81H66L65 82V84H67L68 82H70ZM176 82L174 83V84H176ZM32 83H33V81H32ZM64 84V85H65ZM174 84H171L172 86L171 87H168L167 86V89L166 90H169L170 88H175V86H173ZM98 86H96L97 88L99 87V85L100 84H97ZM65 86H67V85H65ZM68 87V89L70 88L69 86H67ZM167 96L169 97V95H167L166 94V91H165V100H166V98H167ZM75 106V105H74ZM150 106V105H149ZM145 109H147L148 110V105H144L143 106ZM153 107V106H152ZM153 108H155V106L153 107ZM263 108V107H262ZM156 110H158V111H160L159 109H157V108H155ZM149 111V110H148ZM172 111H174V110H168V111H163V112H165V113H167V112H172ZM179 112V111H178ZM150 113V112H149ZM179 114V113H178ZM258 115H259V113H257ZM264 111L262 110V118H263V120H264ZM116 115H117V113H116ZM180 115V114H179ZM150 117H151V113H150ZM150 121V120H149ZM137 124H140V123H144V124H146V127L148 128V129H150L151 131H153V129L151 128V127H148V124L146 123V121H143L142 120V115L141 114H139L138 115V119H136V121H135ZM111 124V123H110ZM110 124L106 127V129L104 130V131H102V133H104V134H107V133H109V126H110ZM212 125H214L213 123H211V125L210 126H212ZM215 126V125H214ZM235 128V127H234ZM137 130H138V128H136L135 126H133V130H132V133L130 134V135H132L133 134V136H134V141H135V136H136V134H137ZM236 130V129H235ZM37 132H38V130L37 131H35L34 133H33V135L32 136H30V139H29V142L27 143V145H26V151L27 152H31V151H33L34 150V148H35V145H36V143H35V141H37V138L39 137L38 135H37ZM96 129H95V131H94V134L92 135V137L93 138H95V134H96ZM206 131H204L203 132V134L205 133ZM202 134V135H203ZM130 135H129V137H130ZM156 135L158 136L159 134L158 133H156ZM228 135V134H227ZM34 136L36 137V138H34ZM229 136V135H228ZM231 136V135H230ZM162 138V137H161ZM224 140V139H223ZM41 141H42V139H41ZM163 141V140H162ZM226 141V140H225ZM237 141H238V139H237ZM123 142H126L125 140H123ZM136 143H137V141H135ZM226 142H228V141H226ZM228 143H233V142H228ZM235 143H237V142H235ZM138 144V143H137ZM139 145V144H138ZM97 150L98 149H100V148H97L96 146H94ZM93 150H95V149H93ZM96 151V150H95ZM145 152V151H144ZM264 157V156H263ZM219 182H221V184H222V186H226L225 185V182H224V180H222V179H216L215 180V183H216V185H218L219 187H220V185H219ZM220 189H222V188H220ZM25 191V190H24ZM241 190H234V192H235V194L236 193H238V192H240ZM25 192H27L28 193V191H25ZM214 197H212V199H213ZM229 199H234L233 198V196L232 197H229ZM26 218H28V217H26ZM71 218H73V217H71ZM6 223H9V221H7ZM14 229V228H13ZM240 230V229H239ZM12 242H13V238H12ZM236 243H239L240 245H241V243H243V242H236ZM56 248H58L57 246H56ZM19 250V249H18ZM236 256V255H235Z\"/></svg>",
	"mask_w": 264,
	"mask_h": 264
}]
</instances>
